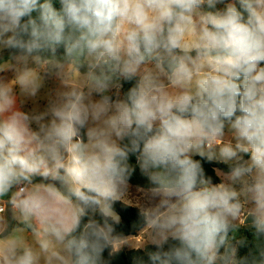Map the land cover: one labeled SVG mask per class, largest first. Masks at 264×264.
Segmentation results:
<instances>
[{"label":"clouds","instance_id":"obj_1","mask_svg":"<svg viewBox=\"0 0 264 264\" xmlns=\"http://www.w3.org/2000/svg\"><path fill=\"white\" fill-rule=\"evenodd\" d=\"M59 5L0 0V264H111L145 243L151 264H264V0ZM46 77L47 108L19 110L14 88ZM201 160L229 170L214 183ZM137 168L139 244L114 209ZM241 222L255 251L238 258Z\"/></svg>","mask_w":264,"mask_h":264},{"label":"trees","instance_id":"obj_2","mask_svg":"<svg viewBox=\"0 0 264 264\" xmlns=\"http://www.w3.org/2000/svg\"><path fill=\"white\" fill-rule=\"evenodd\" d=\"M54 7L59 9V0H52ZM231 2V0H224V3ZM224 4H217V8H223ZM35 15V14H34ZM11 50H6V54L2 57L1 61L7 60L9 58ZM56 55L58 58H63L64 56V48L63 46H58ZM81 71H84V69H81ZM135 81L127 82L122 81L123 87L121 89V95L123 96L124 93L127 92V90L133 86ZM115 98V97H113ZM197 159H200L199 157H196ZM248 157L245 156V159ZM131 162L135 163V158H131ZM201 163L205 169L206 175L210 176L213 179V182H220V178L216 175V169H220L223 172H227L228 166L217 163V162H208L206 160H201ZM130 184L140 187V188H147L149 187V182L146 177H144L137 168L136 172L132 175L129 181ZM115 211L120 215L121 217V223L116 226V232L117 234H120L124 237H134L138 236L142 227L143 223L139 216V209L137 206L134 205H125L121 202H117L114 205ZM15 225V222H13ZM231 235V233H230ZM237 239L244 238L247 240V243L243 246H238V253L237 256L244 257L249 256L250 253H253L255 251L254 243H253V236H252V230H250L247 227H244V223H241V227L238 229V231L235 233ZM235 243V241H234ZM261 243L264 245V237L261 238ZM167 248V246H165ZM155 246L153 245H147L145 249H127L122 248L121 251L116 254L111 259V264H139L140 260L144 261V264H151V262L148 259L147 253L150 251H154ZM105 258L108 257V251L106 250Z\"/></svg>","mask_w":264,"mask_h":264},{"label":"rangeland","instance_id":"obj_3","mask_svg":"<svg viewBox=\"0 0 264 264\" xmlns=\"http://www.w3.org/2000/svg\"><path fill=\"white\" fill-rule=\"evenodd\" d=\"M6 54V50H3L0 52V62H2V57ZM71 75L69 77L70 82H75L78 79L79 74L75 72L72 69H69ZM0 76L4 77L6 81H10L14 78V73L12 71H7L4 73H0ZM60 81L57 80L55 77H46L44 80L43 87L39 90L36 97H25L20 94L19 88H14V91L16 93L17 99L20 101V105L22 108V111L26 113H33V112H42L44 111L48 104L49 100L51 98H54L55 91L60 88ZM114 91V90H113ZM95 99H98V96L94 95ZM32 127L34 130L37 129V125L35 123L32 124ZM132 193L129 192L128 199L129 201L133 200L136 204L141 205H147L148 201L141 196L140 198H136V195H131ZM135 243L139 244L141 242L140 234L136 238H132ZM147 245H150L149 243H145L142 247L139 249H145ZM124 248L128 249H136L137 247H134L132 244H127L124 246ZM138 249V248H137Z\"/></svg>","mask_w":264,"mask_h":264},{"label":"crops","instance_id":"obj_4","mask_svg":"<svg viewBox=\"0 0 264 264\" xmlns=\"http://www.w3.org/2000/svg\"><path fill=\"white\" fill-rule=\"evenodd\" d=\"M16 107L22 111V108H21V105H20V101L17 99V104H16ZM138 189H140V187H137V186H134L132 184L129 183V192L132 193L131 195H136V198H140L142 196V194L138 191ZM142 198V197H141ZM130 199V198H129ZM130 205H134V206H137V204L131 200ZM243 223V222H241ZM140 234V233H139ZM137 236H134V237H131V238H136ZM124 248V246H123ZM128 249V248H127ZM135 249V248H134ZM137 249V248H136ZM139 249V248H138Z\"/></svg>","mask_w":264,"mask_h":264},{"label":"water","instance_id":"obj_5","mask_svg":"<svg viewBox=\"0 0 264 264\" xmlns=\"http://www.w3.org/2000/svg\"><path fill=\"white\" fill-rule=\"evenodd\" d=\"M39 181V178H36V182H38Z\"/></svg>","mask_w":264,"mask_h":264}]
</instances>
